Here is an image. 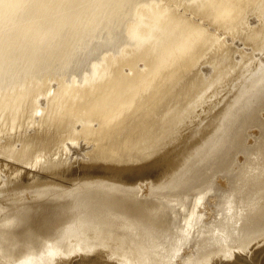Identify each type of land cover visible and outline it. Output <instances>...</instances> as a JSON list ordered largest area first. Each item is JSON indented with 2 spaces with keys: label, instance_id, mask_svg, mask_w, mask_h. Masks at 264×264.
<instances>
[{
  "label": "bare ground",
  "instance_id": "bare-ground-1",
  "mask_svg": "<svg viewBox=\"0 0 264 264\" xmlns=\"http://www.w3.org/2000/svg\"><path fill=\"white\" fill-rule=\"evenodd\" d=\"M260 237L264 0H0V264L227 263Z\"/></svg>",
  "mask_w": 264,
  "mask_h": 264
},
{
  "label": "rangeland",
  "instance_id": "rangeland-1",
  "mask_svg": "<svg viewBox=\"0 0 264 264\" xmlns=\"http://www.w3.org/2000/svg\"><path fill=\"white\" fill-rule=\"evenodd\" d=\"M220 101H222V100H220ZM220 101H219V103H218V102H217V103L215 102V103H216V104L214 103L215 106L211 105V106H212V107H211V106L209 105L210 107L207 108L208 110L205 109V113H202V114H201V119H202V120H201V122H200V125H199V127L197 126L198 131H197V129H196L195 131H197V132L192 133V134H191L192 137L188 135L189 137L187 136V137L185 138V141H184V139H183L184 143L181 141L179 144H177L176 146H174L175 148L173 147V148L169 151V154H167V156H166L167 159H166V157H165L164 160H162V162L160 163V164L163 163V164L161 165V167L158 165V166H159L158 169H159V168H160V169H159V170H156L157 166H156V168H154V169H155V170H154V174H155V173H156V174H155V175L153 174L154 177H153V176H151V177L156 178L158 181H160L162 175H163V177H162L163 179L167 178L168 176H171V174H173V172L175 173L177 170H179L180 168H182V167L184 166V163L187 162V160L192 156V154L195 152V150H196L198 147H200V146L206 141V139H208V135H209V137H210V135H212V134L215 132V130H216L218 124L220 123V121L222 120L223 115H224V112H220L219 110L225 111V109L227 108V106H228V104H229V103H227V100L224 101L225 103H224V102H220ZM220 103H221V104L223 103V104L221 105ZM226 103H227V104H226ZM216 107H217V108H216ZM219 107H220V108H221V107H222V108L225 107V109H224V108H223V109H220ZM210 108H211V109H210ZM213 108H214V109H213ZM206 110H207L208 112H206ZM218 111H219L220 114L218 113ZM206 113H207V114H206ZM217 113H218L220 116L218 115L219 117H216V119H213V118L216 116L215 114H217ZM204 114H206V115H204ZM203 115L206 117V120H207V121L209 120V121L211 122V120H214V121H212V122L215 123V125L212 124V123H210L209 121H208V122H209L210 124H209L208 122H206L205 118H203V117H204ZM213 115H214V117H213ZM207 117H208V118H207ZM209 117H210V118H209ZM210 119H211V120H210ZM218 119H219V120H218ZM217 120H218L219 123L215 122V121H217ZM204 121H205V125H204V123H203ZM207 123L209 124V127H208V124H207ZM206 124H207V125H206ZM211 124H212V125H211ZM210 125H211V127H210ZM213 125H214V126H213ZM203 126L205 127V128H204L205 131L203 130ZM212 127H214V129H213ZM209 128H210V129H209ZM212 129H213V130H212ZM206 130H207V132L209 131V132H208L209 134L206 132ZM201 131H202L203 133L206 132V134H208V135H206V134H202ZM212 132H213V133H212ZM210 133H211V134H210ZM199 134H200V136H199L200 139H201V136L203 135V139H201L200 141H199V137H198ZM201 134H202V135H201ZM194 135H195V138H194ZM204 137H205V138H204ZM188 138H189V139L191 138V139H190V140H191L190 144L193 143V144H192V150H191V147H189V146H191V145L188 144V141H190V140H188ZM197 139H198V142H199V143L201 142L200 145H199V143L197 142ZM187 140H188V141H187ZM186 141H187V142H186ZM196 143H197V144H196ZM183 144H184V145H183ZM195 144H196L197 146H196ZM180 145H182L183 147L181 146V148H179ZM188 145H189V146H188ZM193 146H194V147H193ZM188 147H189V148H188ZM240 147H241V146H240ZM240 147H239V148H240ZM178 148H179L180 150L182 149V151H183L182 154H183V155L180 154L181 152L178 150ZM183 148H184V149L186 148V150L184 151ZM194 148H195V149H194ZM239 148L237 147L238 150H239ZM241 148H242V147H241ZM175 149H177L176 152H174ZM72 150L74 151V150H76V149H72ZM234 150H235V152H236V149H234ZM73 151H72V152H73ZM173 152H174V154H172ZM179 152H180V153H179ZM184 152H185V156H184ZM176 153H177V155H175ZM72 154L77 155V156H78V158L76 157L77 159H80V158H81V157L77 154L76 151H74ZM178 154H180L181 156L178 155ZM189 154H191L190 157H189ZM187 155H188V156H187ZM176 156H177V157H176ZM178 156H180V157H179L180 159L178 158ZM182 156H183V158H181ZM168 157H169V158H168ZM170 157H172L173 159H176V160L178 159L179 164H176V163H178V162L174 160V161L176 162V163L174 162L175 165L172 164V165H174V166H173V167L170 166V165H171L170 162L173 163V162H172L173 159H171ZM184 157H185V158H184ZM73 158H74V156H73ZM187 158H188V159H187ZM233 158L235 159V156H233ZM165 159H166V161H165ZM168 159H170V160H168ZM236 159H237V158H236ZM171 160H172V161H171ZM74 161H75V160H74ZM167 161H169V163H168L169 165L167 164ZM165 162H166V163H165ZM164 163H165V165H164ZM181 164H182V165H181ZM166 165H167V166H166ZM180 165H181V166H180ZM165 166H166V167H165ZM176 166H177V167H176ZM163 167L165 168V169H164L165 171H163ZM171 167H172L173 169H172ZM174 167L177 168V169H175ZM161 168H162V169H161ZM150 169H151V168H150ZM150 169H149V170H150ZM152 169H153V168H152ZM167 170L169 171L168 175H167V172H168ZM174 170H175V171H174ZM156 171H158V173H157ZM159 171H162V172L160 173ZM166 171H167V172H166ZM171 171H172V172H171ZM162 173H163V174H162ZM164 173H165L167 176L164 175ZM158 174H161V177H160V178L156 177V176H158ZM164 176H166V177L164 178ZM68 177H69V178H68ZM68 177H57V176H56V177L54 178V180H55V184H57V185H58V184H62V185L65 184L66 186H67V185L71 186V184H74V183H75L74 181L76 180V178H77V180L79 179L78 177H76V175H75V176L72 175V177H76V178H72L71 176H68ZM66 178H67V179H66ZM52 179H53V178H52ZM52 179H51L50 181H53ZM68 179H69V180H68ZM71 179L73 180V182L70 181ZM57 180H58V181H57ZM59 180H60V181H59ZM77 180H76V181H77ZM68 181L70 182V184H69ZM59 182H61V183H59ZM64 182H65V183H64ZM67 182H68V183H67ZM63 183H64V184H63ZM65 185H64V187H66ZM58 186L61 187V185H58ZM73 186H74V185H73ZM73 186H72V187H73ZM74 187H75V186H74ZM74 187H73V188H74ZM206 196H207V195H206ZM191 197L193 198V196H191ZM205 198H206V197H205ZM11 202H12V204H15L13 201H10V200H9V201L6 202V200H5L4 205H10ZM15 202L17 203L18 200H16ZM8 203H9V204H8ZM12 204H11V205H12ZM12 206H13V205H12ZM260 238H262V237H260ZM260 238L256 239L255 241H253V242L251 243V244H253V245H251L250 249L245 250L249 255H248L245 251H244V252H242V251H241V252H240V251L238 252L237 249H236V251L238 252V254L240 253L241 256L237 255V256H235L236 259H235L234 257L232 258L233 260L229 258V261H227V263L229 262L228 264H233V262L235 261V263H237V264H247V263L250 261L248 264H255V262H256V264H257V263H258V264H260V263H261V264H264V253H263L264 249L262 248V247L264 246V243H263L264 238H262L263 240H262V239L260 240ZM257 240H260V241H258L259 244L256 245L255 242L257 243ZM261 242H262V243H261ZM261 244H262V245H261ZM254 245H255V246H254ZM259 245H260V247H259ZM261 246H262V247H261ZM252 247L257 248V250H258V249L260 250V249L262 248L261 250H263V251H259V252H260V253H259L255 248H253V251H251L252 253H249V251L252 250ZM254 249L256 250V252H257L258 254L254 255V254L256 253ZM94 252L96 253L97 251L95 250ZM92 253H93V252H91V253H87L86 256H85V253H83V252H80V253H78V254L76 253L75 255L72 254L69 258H72L73 261L70 260V259L67 257V258H65V259H68V260H65V259H64V260H61V261L57 262L56 264H75V263H76V264H80V263H78L79 261L81 262V264H83V263H84V264H88V263H90V264L92 263V264H93L94 262H95L94 264H113V262H115V260H114L115 258H114L113 260L110 259V261H109L108 259L106 260V258H109V256H108V255L106 256V254H105V256H104V254H102V253H101L102 255L98 254V253H100V252H97V253H96V254H98V255H93ZM95 253H94V254H95ZM243 253H244V254H243ZM262 253H263V254H262ZM79 254H82V257H84V259L82 258V259H83V262H82V259H80V258H81V255H79ZM89 254H90V255H89ZM245 254H246L247 258H248V256L251 255V256L249 257L250 259H254V258L257 257V256H259V258L257 257V258H256L257 260L255 259V260L252 261V260H249V258L246 259V257H244ZM87 255H88V256H87ZM253 255H254V256H253ZM260 255H261V256H260ZM73 256H74L75 258H73ZM89 256H90V258H89ZM94 256H95V257H94ZM96 256H97V257H96ZM98 256L100 257V260H99V257H98ZM101 256H102V257H101ZM103 256H104V257H103ZM242 256H243V258H242ZM77 257H78V258H77ZM79 257H80V258H79ZM92 257H94L95 259H94V258H93L94 260L91 259ZM105 257H106V258H105ZM218 257H220V258L215 257V259H213V260H214V261L212 262L213 264H215V263H217V264H227V263H225V262H226V260H227L228 258H225V257H222V256H218ZM237 257H240V258H239V259H240V260H239L240 262H239V261L236 262V260H238ZM253 257H254V258H253ZM76 258H77V259H76ZM85 258L88 259V260H85ZM97 258H98V259H97ZM112 258H113V257H112ZM221 258H222L224 261H223ZM79 259H80V260H79ZM219 259H220V260H219ZM234 259H235V260H234ZM75 260H77L78 262L75 261ZM89 260H90V261H89ZM98 260H99V261H98ZM111 260H112V261H111ZM200 260H202V259H200ZM200 260H199V261H200ZM69 261H70V262H69ZM71 261H72V262H71ZM86 261H87V262H86ZM116 261H118V260H116ZM199 261H197V262H199ZM230 261H233V262H230ZM258 261H259V262H258ZM66 262H67V263H66ZM108 262H112V263H108ZM219 262H220V263H219ZM252 262H254V263H252ZM116 263H117V262H116ZM116 263H114V264H116ZM212 263H211V264H212ZM117 264H120V262L117 263ZM194 264H195V263H194Z\"/></svg>",
  "mask_w": 264,
  "mask_h": 264
}]
</instances>
